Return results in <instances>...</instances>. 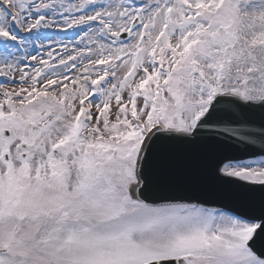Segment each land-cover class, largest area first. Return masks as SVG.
Returning a JSON list of instances; mask_svg holds the SVG:
<instances>
[{
    "label": "snow or ice",
    "instance_id": "1",
    "mask_svg": "<svg viewBox=\"0 0 264 264\" xmlns=\"http://www.w3.org/2000/svg\"><path fill=\"white\" fill-rule=\"evenodd\" d=\"M0 264H264V0H0Z\"/></svg>",
    "mask_w": 264,
    "mask_h": 264
}]
</instances>
